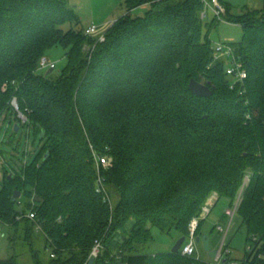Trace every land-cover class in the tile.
<instances>
[{
    "label": "trees",
    "instance_id": "16d2710c",
    "mask_svg": "<svg viewBox=\"0 0 264 264\" xmlns=\"http://www.w3.org/2000/svg\"><path fill=\"white\" fill-rule=\"evenodd\" d=\"M143 5V15H130ZM223 5L225 21L242 27L229 44L246 72L236 82L226 74L230 59L213 57L209 34L218 20L204 24L202 0H124L125 14L101 40L86 28H62L78 24L67 0H0V122L14 133L15 123L33 128L39 141L32 161L3 169L0 219L15 230L24 222L28 244L30 228H39L44 245L30 247L32 264H88L96 241L92 264H214L139 247L152 240L149 226L187 237L212 193L231 209L246 175L234 214L250 243L236 264H264V13L233 15ZM56 46L64 67L39 72ZM191 79L211 95H193ZM93 153L112 159L99 169L117 198L111 207L96 193ZM29 211L33 220L16 218ZM229 256L219 264H232Z\"/></svg>",
    "mask_w": 264,
    "mask_h": 264
},
{
    "label": "rangeland",
    "instance_id": "374dc122",
    "mask_svg": "<svg viewBox=\"0 0 264 264\" xmlns=\"http://www.w3.org/2000/svg\"><path fill=\"white\" fill-rule=\"evenodd\" d=\"M221 1L228 7L229 13L233 15L255 10L264 13V0ZM67 3L69 6L73 7L78 18V24L74 25L67 23L62 26L63 29H68L69 27L85 29L92 25L99 28L103 27L101 29H104L105 22L112 23L126 12L124 0H67ZM146 10V6H138L131 10L130 15L133 17L140 16L143 15ZM212 19L213 15L208 11L203 22L204 24L210 23ZM205 32L206 29L204 27V33ZM209 35L211 36L213 47L216 43H222L225 45L230 43L233 44L241 39L242 27L241 25L227 21H218L216 26L211 29ZM42 58H45L49 63L54 64V67L51 70L52 75L59 74L66 61L65 50L59 46L53 47ZM48 70L50 69H44L39 66L38 71L43 73ZM38 148L39 141L34 136L33 128H31L28 133L26 128L21 127L18 132L14 133L12 127L0 122V181L3 177V169L12 172L10 169L13 168L16 171H19V168L23 163L33 160ZM215 194L216 193H212L205 203L210 199H215ZM116 199L115 193L110 190L111 202H116ZM228 208L229 200L221 197L216 201L215 205L205 218L202 217V208L199 215L194 218H197L199 222L202 220L200 234H206L208 236L211 249L219 250L221 248V251L218 254L219 256H224L226 253L228 254L229 251V258L232 261V264H236L242 259L250 242L248 241L247 229L242 225L238 214L233 215L230 223L229 219L223 217L224 211ZM23 226H25L24 222H20L18 229L15 230L12 229V227L7 226L6 223L2 224V229L0 231V260L16 256L18 264H32L30 247L41 250L44 242L41 232L36 226H32L29 230V234L33 239V243L28 244L23 237ZM218 227H221L222 231H220ZM149 228L152 240L148 244L139 247V253L144 255H154L157 253L170 252L178 239V233L172 230L169 234H166L162 233L157 227L149 226ZM188 241L189 240L186 239V242ZM194 247L195 255L193 257L210 263L215 262V258L208 256V253L204 250L201 242L195 241Z\"/></svg>",
    "mask_w": 264,
    "mask_h": 264
},
{
    "label": "built area",
    "instance_id": "2783aa9c",
    "mask_svg": "<svg viewBox=\"0 0 264 264\" xmlns=\"http://www.w3.org/2000/svg\"><path fill=\"white\" fill-rule=\"evenodd\" d=\"M202 2H203V10L201 12L202 18H205L207 15V12L210 11L216 20L225 21V19H224L225 7L221 3L220 0H202ZM84 32L86 35H98L100 40L102 39L101 34H99L100 32L98 30V27H96L94 25L87 27ZM213 57L215 59H220V58L230 59L229 65L226 68V74L233 78V82L240 81V80H243L246 78V72L243 69L242 64L233 57L232 48L229 44L225 45L222 43H216V45L213 47ZM39 66L41 68H44V69H46V68L52 69L54 67V64L49 63L47 61V59L42 58L40 60ZM11 103L13 105L15 112H16V117L18 118L19 123L21 125H26L28 123L27 116L24 115L22 112H20V110L18 109V106L16 105L15 99H13L11 101ZM92 157H93V164H94L95 170L97 172V178L95 181L96 193L101 194L103 202H106V203L108 202L110 207H111L110 195L107 193V191L104 188L103 180H102V177L100 176L99 169L100 168H102L103 170L108 169L111 165L112 159L105 154L99 155L96 153H93ZM248 180H249V176L248 175L244 176L243 181H242V185H241L240 190L237 194V197H236V200H235L233 207L231 209L225 210L226 215L229 216V223H230V220H231L234 212L236 211V209H237V207L241 201L242 191H243L244 187L247 185ZM216 199L217 198H216V194H215V199L213 198V199L208 200L202 206V217L203 218H205L207 216V214L211 211ZM22 217H26L28 219L33 220L34 213L32 211H29L25 215L17 216L16 218L19 220ZM198 222H199V220L197 218H193L190 221L188 235H187V237H185V240L179 249L181 254L186 256V257H193L195 255L194 242L196 241L195 232H196V229L198 226ZM2 224H3V222L0 219V231L2 229ZM37 229H39V228L37 227ZM218 229L220 231H222L221 227H218ZM186 239H188L189 241L186 242ZM99 248H100V242L96 241L93 248L91 249L89 258L90 257H96L98 254ZM220 251H221V248L219 249V252ZM220 257L221 256L218 255L215 258L214 264H219Z\"/></svg>",
    "mask_w": 264,
    "mask_h": 264
},
{
    "label": "water",
    "instance_id": "95a60500",
    "mask_svg": "<svg viewBox=\"0 0 264 264\" xmlns=\"http://www.w3.org/2000/svg\"><path fill=\"white\" fill-rule=\"evenodd\" d=\"M52 69L48 70V72H50ZM189 90L190 92L198 97H206V96H210L211 95V89L208 87V85L202 83V82H198L194 79H191L189 81L188 84ZM14 129L15 132L18 131V124L15 123L14 125ZM47 156V154L45 155V157ZM10 177V176H9ZM20 196L19 192L15 191L13 194V198H18ZM185 237L182 236L180 238H178L175 242V244L173 245L171 252L176 253L179 251L182 243L184 242ZM196 242H201L203 244L204 250L208 253L209 257L212 258H216L218 256L219 250H213L210 247L209 244V238L206 234H203L201 236L196 237ZM94 261V257H90L88 260V264H92Z\"/></svg>",
    "mask_w": 264,
    "mask_h": 264
},
{
    "label": "crops",
    "instance_id": "0c3cea01",
    "mask_svg": "<svg viewBox=\"0 0 264 264\" xmlns=\"http://www.w3.org/2000/svg\"><path fill=\"white\" fill-rule=\"evenodd\" d=\"M222 2V1H221ZM143 6H146L147 7V5H143ZM107 23V24H106ZM111 23H109V22H105L104 23V29L108 26V25H110ZM101 28H103V27H98V30L100 31V32H102L104 29H101ZM210 36V35H209ZM210 39H211V36H210Z\"/></svg>",
    "mask_w": 264,
    "mask_h": 264
}]
</instances>
